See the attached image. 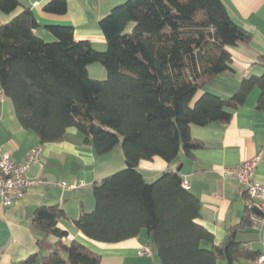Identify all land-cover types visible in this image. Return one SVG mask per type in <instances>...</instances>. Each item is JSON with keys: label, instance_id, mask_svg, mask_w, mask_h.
<instances>
[{"label": "trees", "instance_id": "obj_1", "mask_svg": "<svg viewBox=\"0 0 264 264\" xmlns=\"http://www.w3.org/2000/svg\"><path fill=\"white\" fill-rule=\"evenodd\" d=\"M19 0H0L10 13ZM67 0H49L48 13L63 14ZM106 49L73 38L71 25H45L54 36L46 41L32 10L23 6L0 23V89L9 97L20 125L39 143L58 142L75 127L97 155L119 146L130 166L93 184L94 209L74 221L87 238L115 243L145 229L147 243L160 264H215L253 260L260 254L234 239L248 226V207L228 229L221 246L205 248L213 235L198 222L199 198L183 185L179 171L168 169L147 182L137 165L155 156L173 163L179 152L203 144L192 138L191 124L228 122L252 88L259 89L256 108L264 112V69L240 79L228 97L198 92L215 76L232 71L229 46L249 44L251 33L235 23L221 0H125L98 22ZM128 27H130L129 30ZM100 63L106 77L93 79L87 66ZM57 204L38 206L31 225L47 264H103L82 243H64L67 231ZM49 236L55 237L49 242ZM31 254L19 264H33Z\"/></svg>", "mask_w": 264, "mask_h": 264}, {"label": "crops", "instance_id": "obj_2", "mask_svg": "<svg viewBox=\"0 0 264 264\" xmlns=\"http://www.w3.org/2000/svg\"><path fill=\"white\" fill-rule=\"evenodd\" d=\"M48 1L19 0V6L12 12L0 11V23L7 22L23 6H28L39 23L35 32L44 40L54 39L45 25H71L76 41H87L94 49L103 51L106 40L98 22L114 5L125 0H67L63 14L44 11L43 6ZM221 1L232 20L251 33V41L228 47L232 71L215 76L198 95L207 91L228 97L235 92L241 78L258 75L264 69V0ZM87 72L93 79L106 77V69L97 63L89 64ZM258 95L259 89L252 88L244 103L237 106L226 123L191 124L190 134L203 144L202 147L191 149L188 153L181 150L171 164L158 156L138 162L137 167L147 182L153 181L165 170L173 169L174 164H181L179 172L187 181V188L201 204L198 222L213 235L212 242H201L205 248L225 243L228 229L241 221L249 203L248 196L239 192L237 181L222 175L220 169L233 167L260 154L254 178L264 184V112L255 107ZM37 144L39 140L35 133L20 125L11 99L0 89V153L9 151L13 160L22 162L29 149ZM42 148L39 160L30 165L26 176L43 177L50 184L26 188L24 194L9 205L0 201V264H19L34 253L33 264L44 263L36 243L40 233L32 227L31 220L38 206L51 204H57L64 212L58 220V226L67 231L64 243L71 240L82 243L99 254L103 264H121L126 258L138 256L137 250L146 245L141 232L133 238L104 243L87 238L74 224L82 212L94 209L93 184L126 167L120 148L97 155L93 146L85 142L73 126L66 129L61 141L43 143ZM61 180L69 183L82 181L84 185L80 189H65L57 184ZM234 239L241 245L249 243L246 248H255L264 254V231L261 235L248 225L238 228ZM48 240L52 243L56 239L49 236ZM215 264L259 263L257 258L228 262L219 257Z\"/></svg>", "mask_w": 264, "mask_h": 264}, {"label": "built area", "instance_id": "obj_3", "mask_svg": "<svg viewBox=\"0 0 264 264\" xmlns=\"http://www.w3.org/2000/svg\"><path fill=\"white\" fill-rule=\"evenodd\" d=\"M42 144L39 143L26 153L22 162H17L11 157L9 151L0 153V201L4 205H9L16 199L20 198L26 188L36 185H49L50 181L43 177H27L26 171L30 165L39 160L42 152ZM260 154L238 162L233 167H223L220 169L222 175H227L235 179L238 183L239 192L246 194L249 198L247 207L251 213L249 215L250 227L261 234L264 231V184L254 178L256 164L260 158ZM65 189H80L84 183L82 181L69 183L61 180L57 183ZM183 185L187 188L188 183L183 179ZM254 207L259 212L254 211ZM249 243L243 246L249 247ZM152 254L151 247L146 244L137 250V255ZM259 264H264V254L257 256Z\"/></svg>", "mask_w": 264, "mask_h": 264}, {"label": "rangeland", "instance_id": "obj_4", "mask_svg": "<svg viewBox=\"0 0 264 264\" xmlns=\"http://www.w3.org/2000/svg\"><path fill=\"white\" fill-rule=\"evenodd\" d=\"M129 29H130V27H128L127 30H129ZM97 64L102 65L100 63H97ZM117 147H119V146H117ZM117 147H114L113 149H117ZM145 233H146L145 229H142L141 235H142V239H144V244H146ZM121 264H160V262H159V260L155 254H144V255H138V256L126 258L121 262Z\"/></svg>", "mask_w": 264, "mask_h": 264}, {"label": "water", "instance_id": "obj_5", "mask_svg": "<svg viewBox=\"0 0 264 264\" xmlns=\"http://www.w3.org/2000/svg\"><path fill=\"white\" fill-rule=\"evenodd\" d=\"M125 164H126V166H130V164L127 163V162H125ZM172 167H173V169H174L175 171H179L180 168H181V164H180V163H179V164H174ZM254 211H255V212H259V210H258L257 208H255V207H254ZM42 264H47V263L44 262V263H42Z\"/></svg>", "mask_w": 264, "mask_h": 264}]
</instances>
